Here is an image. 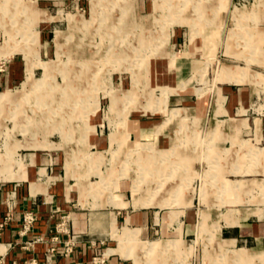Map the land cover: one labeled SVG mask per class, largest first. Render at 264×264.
<instances>
[{
  "label": "rangeland",
  "instance_id": "obj_1",
  "mask_svg": "<svg viewBox=\"0 0 264 264\" xmlns=\"http://www.w3.org/2000/svg\"><path fill=\"white\" fill-rule=\"evenodd\" d=\"M188 54L194 67L175 78ZM10 60L21 72L0 88L1 178L22 176L24 153L57 148L76 206L116 212L109 234L90 236L95 250L118 245L111 252L127 264H264V238L221 239L215 214L227 206L202 201L213 200L216 176L194 102L250 81L247 113L264 112V0H0V72ZM174 91H186V102L171 103ZM134 117L157 121L156 131L135 139L126 128ZM140 206L157 211L162 232L123 229ZM103 260L102 251L92 256Z\"/></svg>",
  "mask_w": 264,
  "mask_h": 264
},
{
  "label": "crops",
  "instance_id": "obj_2",
  "mask_svg": "<svg viewBox=\"0 0 264 264\" xmlns=\"http://www.w3.org/2000/svg\"><path fill=\"white\" fill-rule=\"evenodd\" d=\"M192 56L188 54L182 64L174 67L175 78L194 67L196 58ZM19 64L17 60H10L6 69L0 72V88L13 85L21 72L17 69ZM248 83L251 82L218 86L215 93L224 92L227 96L205 95L194 101L198 104L199 124L209 127L210 136L204 155L211 159L208 161L212 162L216 176L213 200L208 193L206 198L199 196L205 204L227 206L215 214L221 225V239L229 243L250 240L257 244L264 238V189L259 187L264 183V112L247 113L253 103L255 89L257 91L255 84L250 86ZM186 93L174 91L169 101L185 103ZM191 107L196 108L194 105ZM170 108L185 109L183 106ZM167 123V133L162 139L164 143L170 142V131L173 130L170 120ZM157 126V121L140 117L128 118L126 122L127 131L137 140L154 133ZM92 141L100 144L103 139L93 138ZM56 151L57 148H44L42 152L35 149L23 155L16 151L25 161L22 176L0 177V264H32V260L35 264H96L92 262V256L99 251L104 252V260L98 264H127L123 255L111 252L118 245L95 250L90 236L95 229L103 235L109 234L116 212L112 217L108 211L107 218L104 212L96 216L87 208L76 206V192L72 191L69 179L61 173L62 168L58 165L61 157ZM9 168L12 171L18 169L14 162ZM72 169L68 170L66 162V171L75 176L76 171ZM225 181L232 182L228 192L221 188ZM240 181L247 183L241 192L234 187ZM237 197L240 201H235ZM190 199L185 197V203ZM228 199L231 202H222ZM149 207L152 206H140L124 215L126 224L123 229L131 223L137 225L144 236L162 232V224L157 222V211ZM28 211L35 218L29 228L24 229L23 218ZM71 235L78 236L77 241L73 250L64 255V241Z\"/></svg>",
  "mask_w": 264,
  "mask_h": 264
},
{
  "label": "built area",
  "instance_id": "obj_3",
  "mask_svg": "<svg viewBox=\"0 0 264 264\" xmlns=\"http://www.w3.org/2000/svg\"><path fill=\"white\" fill-rule=\"evenodd\" d=\"M35 216L31 211H28L24 214V218H23V228L27 229L29 228V226L31 225V223L33 222ZM75 235H71L66 241H65V245L63 246V250H64V254H68L71 252L72 247L74 245V239ZM96 261V260H95ZM32 264H35V261H31ZM74 264H78V263H74Z\"/></svg>",
  "mask_w": 264,
  "mask_h": 264
},
{
  "label": "bare ground",
  "instance_id": "obj_4",
  "mask_svg": "<svg viewBox=\"0 0 264 264\" xmlns=\"http://www.w3.org/2000/svg\"><path fill=\"white\" fill-rule=\"evenodd\" d=\"M1 100H2V98L0 97V107L2 106V105H1ZM2 108H3V107H2Z\"/></svg>",
  "mask_w": 264,
  "mask_h": 264
}]
</instances>
